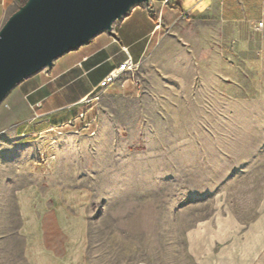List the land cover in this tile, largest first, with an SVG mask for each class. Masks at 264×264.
Wrapping results in <instances>:
<instances>
[{
  "label": "rangeland",
  "instance_id": "374dc122",
  "mask_svg": "<svg viewBox=\"0 0 264 264\" xmlns=\"http://www.w3.org/2000/svg\"><path fill=\"white\" fill-rule=\"evenodd\" d=\"M156 38L136 70L33 135L17 131L41 117L19 89L1 101L0 236L16 226L15 190L39 180L87 197V264H162L219 199V209L251 217L264 184V25L201 19ZM81 73L58 104L92 78ZM16 245L0 244V264H21Z\"/></svg>",
  "mask_w": 264,
  "mask_h": 264
},
{
  "label": "crops",
  "instance_id": "0c3cea01",
  "mask_svg": "<svg viewBox=\"0 0 264 264\" xmlns=\"http://www.w3.org/2000/svg\"><path fill=\"white\" fill-rule=\"evenodd\" d=\"M20 2L0 0V26ZM201 19H214L235 30L260 29L264 25V0H149L134 6L110 32L99 33L55 59L50 68L39 71V76L33 74L13 88L19 89L16 98L22 97L31 111L41 116L21 123L17 131L33 135L49 124L64 122L76 112L67 108L76 105L128 55L139 65L149 47L157 43L161 30ZM259 21L263 25L257 28ZM78 70L92 74V78L75 96L58 104L56 95L78 78ZM213 76L216 78L217 73ZM42 88V93L36 92ZM134 89V84H128L123 90ZM259 190L248 219L219 209L223 201L216 200L208 215L181 233V250L168 252L162 264H264V184ZM86 198L80 191L48 188L41 180L19 186L15 190L16 226L11 236H0L2 248L9 249L11 238L16 240L15 253L21 264H87Z\"/></svg>",
  "mask_w": 264,
  "mask_h": 264
},
{
  "label": "water",
  "instance_id": "95a60500",
  "mask_svg": "<svg viewBox=\"0 0 264 264\" xmlns=\"http://www.w3.org/2000/svg\"><path fill=\"white\" fill-rule=\"evenodd\" d=\"M149 0H25L0 26V103L22 80Z\"/></svg>",
  "mask_w": 264,
  "mask_h": 264
},
{
  "label": "built area",
  "instance_id": "2783aa9c",
  "mask_svg": "<svg viewBox=\"0 0 264 264\" xmlns=\"http://www.w3.org/2000/svg\"><path fill=\"white\" fill-rule=\"evenodd\" d=\"M188 16L185 13V17ZM263 21H259L257 23V28L262 27ZM137 64L133 63L129 55L127 56L126 60H124L119 66L111 70L108 74H106L99 83L83 98H81L80 102L89 103L93 100H97L98 97L103 94L115 81L116 79L123 73V72H133L136 70ZM46 70L43 69L42 71ZM71 125V121H67L66 123H63L61 125L55 126L54 128H49L48 130L52 129H58L63 126ZM90 125V124H89ZM88 126V124L86 125Z\"/></svg>",
  "mask_w": 264,
  "mask_h": 264
},
{
  "label": "trees",
  "instance_id": "16d2710c",
  "mask_svg": "<svg viewBox=\"0 0 264 264\" xmlns=\"http://www.w3.org/2000/svg\"><path fill=\"white\" fill-rule=\"evenodd\" d=\"M25 2V0H21L20 4H23Z\"/></svg>",
  "mask_w": 264,
  "mask_h": 264
}]
</instances>
